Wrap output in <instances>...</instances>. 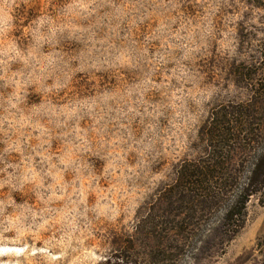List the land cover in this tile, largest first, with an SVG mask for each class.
Returning a JSON list of instances; mask_svg holds the SVG:
<instances>
[{
	"label": "rangeland",
	"instance_id": "374dc122",
	"mask_svg": "<svg viewBox=\"0 0 264 264\" xmlns=\"http://www.w3.org/2000/svg\"><path fill=\"white\" fill-rule=\"evenodd\" d=\"M226 106L220 185L167 205ZM260 160L264 0H0V264H264Z\"/></svg>",
	"mask_w": 264,
	"mask_h": 264
},
{
	"label": "trees",
	"instance_id": "16d2710c",
	"mask_svg": "<svg viewBox=\"0 0 264 264\" xmlns=\"http://www.w3.org/2000/svg\"><path fill=\"white\" fill-rule=\"evenodd\" d=\"M251 116H252L251 113H248L245 110H242L239 106L238 107L226 106V107H220L217 109L214 108L209 112L207 121L205 122V125L202 128V135H201L202 140L205 143V153L203 155V158L200 161L198 160L199 161L198 165L197 166L193 165L192 168L186 167L184 164H180L177 167L174 173V180H173L172 185H170L168 189H165L161 195L162 198H164L163 200L167 205L172 204V202L175 201L174 199L177 198L180 201H186V200L194 201L197 204H199L201 207H203V205L208 201L207 200L208 196H205L203 193L204 198L197 200L192 194L195 193V191H199V189H203L205 193H206V190L208 189L209 190L212 189L214 191L215 185H220V183L217 181V179L219 178L218 176L219 173L215 171V168L217 167H216V161L212 160L213 156L215 155L216 151L219 153L218 149L221 147L222 143L224 144L231 140H235V137H232L233 134H231V131L232 132L235 131L236 127H239L240 125L245 124V122L249 119L250 121H252ZM263 162L264 161L260 160L258 161L257 164H255V167L252 170V175L250 177L248 186H252L255 183H257L256 177L258 176V174H260L259 176L261 175L264 176V172L261 173ZM194 177L197 179H194ZM261 180L262 181L260 184L264 188V179H261ZM185 184H188V185H185ZM205 185L207 186L205 187ZM184 186L187 192L192 193L191 195L190 194L186 195L183 190L182 192L184 194L182 195L180 194L181 188ZM177 195H179L180 197L179 196L177 197ZM170 200L171 202H169ZM156 211L159 212L160 214L161 209L157 208ZM147 212L148 213H146L147 217L145 218V220H139L137 222L138 225L144 224L145 226L151 227V225L154 224L151 221V219H153V208L148 209ZM226 215L228 216L233 215V211L229 210ZM157 216L159 217L162 215H157ZM225 226L226 224L223 223L221 224L220 227L225 228ZM156 227L157 228L159 227L158 223L154 224V228ZM164 228H167V227H164ZM161 231H163V229L156 230L155 232L159 236L161 235ZM157 243L158 245L156 246L158 247H156L155 249H158L159 252L163 250V253L156 254L153 256V258L158 262V264H161L168 260L165 254L166 248L164 247V245L161 246L162 244L161 239L158 240ZM125 249L127 250V247L126 246L124 247L123 245L121 250H125ZM125 258H126L125 254L119 255L118 259L121 261V263H118V262L109 261L110 257H107L106 260L101 262L100 264H130V262H128Z\"/></svg>",
	"mask_w": 264,
	"mask_h": 264
}]
</instances>
